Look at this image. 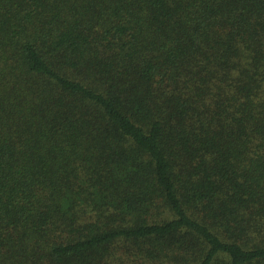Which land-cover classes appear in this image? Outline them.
Returning a JSON list of instances; mask_svg holds the SVG:
<instances>
[{
    "label": "trees",
    "instance_id": "obj_1",
    "mask_svg": "<svg viewBox=\"0 0 264 264\" xmlns=\"http://www.w3.org/2000/svg\"><path fill=\"white\" fill-rule=\"evenodd\" d=\"M0 264H264V0H0Z\"/></svg>",
    "mask_w": 264,
    "mask_h": 264
}]
</instances>
